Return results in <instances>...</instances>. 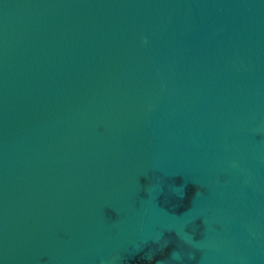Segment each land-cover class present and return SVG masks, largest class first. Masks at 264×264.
I'll list each match as a JSON object with an SVG mask.
<instances>
[{
	"label": "water",
	"instance_id": "water-1",
	"mask_svg": "<svg viewBox=\"0 0 264 264\" xmlns=\"http://www.w3.org/2000/svg\"><path fill=\"white\" fill-rule=\"evenodd\" d=\"M0 264H264V0H0Z\"/></svg>",
	"mask_w": 264,
	"mask_h": 264
},
{
	"label": "clouds",
	"instance_id": "clouds-1",
	"mask_svg": "<svg viewBox=\"0 0 264 264\" xmlns=\"http://www.w3.org/2000/svg\"><path fill=\"white\" fill-rule=\"evenodd\" d=\"M171 259L172 260H179L181 259V255L178 251H173V253L171 254Z\"/></svg>",
	"mask_w": 264,
	"mask_h": 264
}]
</instances>
